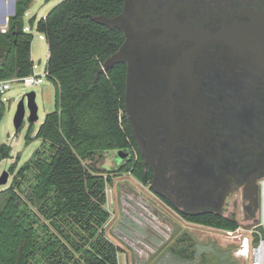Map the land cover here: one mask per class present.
<instances>
[{"label":"flooded vegetation","instance_id":"obj_1","mask_svg":"<svg viewBox=\"0 0 264 264\" xmlns=\"http://www.w3.org/2000/svg\"><path fill=\"white\" fill-rule=\"evenodd\" d=\"M114 18L130 146L107 152L111 172L131 176L142 158L149 178L135 181L190 223L258 219L264 0H124Z\"/></svg>","mask_w":264,"mask_h":264},{"label":"trees","instance_id":"obj_2","mask_svg":"<svg viewBox=\"0 0 264 264\" xmlns=\"http://www.w3.org/2000/svg\"><path fill=\"white\" fill-rule=\"evenodd\" d=\"M31 1L15 0L6 31L0 32V83L33 73L32 35L24 32L23 22ZM123 1L62 0L41 19H29L47 43L46 77L54 88L55 109L45 115L33 138L29 130L26 141L39 140L40 145L23 165L9 167L11 184L0 191V264H118L121 249L104 230L110 218L106 186L113 178L84 162L130 146L121 121L124 67L103 70L123 37L92 20L118 16ZM2 96L0 92V121L5 113ZM11 151L0 142V163L11 158ZM141 160L131 176L145 183L149 175ZM186 220L227 232L239 227L222 217ZM256 239L253 235L252 243ZM194 252L208 253L213 264L231 262L229 251L217 253L211 246ZM172 255L174 262L164 264H183L189 256L186 249Z\"/></svg>","mask_w":264,"mask_h":264},{"label":"rangeland","instance_id":"obj_3","mask_svg":"<svg viewBox=\"0 0 264 264\" xmlns=\"http://www.w3.org/2000/svg\"><path fill=\"white\" fill-rule=\"evenodd\" d=\"M11 0H0V20L9 9ZM62 0H32L30 8L23 18L24 25L30 29L32 35L31 60L34 63L33 72L41 76L46 70L48 48L45 39L39 38L35 28L29 26V19L36 21L44 17L53 7ZM0 27H5L1 26ZM35 93V102L38 107V120L28 122L26 93ZM24 98L25 116L22 127L17 133L14 129L13 118L19 101ZM3 103L5 113L0 121V142L11 147V158L0 163V176L7 173V184L0 187L6 189L12 181L13 175L9 167L17 168L23 165L31 154L40 145L39 140L27 142L25 137L30 130V137H34L45 115L55 109V94L51 81L43 77V83L25 88L21 83H12L10 89L4 91ZM113 154L101 153L94 161H85L84 164L96 172L111 175L113 183L106 186V210L109 220L105 224L106 237L121 249L118 253V264H164V261L173 263L176 259L172 255L178 249H186L188 258L183 264H213L208 253L198 255L193 251L197 248L211 246L217 253L229 251L231 262L228 264H247L246 260L236 259L233 252L238 248L240 235L245 232L230 233L215 228L184 221L176 213L160 205L155 197L145 187H142L133 177L124 173L118 176L111 173L113 169ZM150 206L151 209H148ZM239 226L248 230L258 224V219L248 222L238 217ZM168 227V228H167Z\"/></svg>","mask_w":264,"mask_h":264},{"label":"built area","instance_id":"obj_4","mask_svg":"<svg viewBox=\"0 0 264 264\" xmlns=\"http://www.w3.org/2000/svg\"><path fill=\"white\" fill-rule=\"evenodd\" d=\"M6 28H1L0 32L4 33ZM28 28L25 29V31ZM41 40L44 37H39ZM34 68V64H33ZM47 76V71L41 76H36L34 72L27 77L21 79L8 80L0 83V92L10 89L12 83H21L23 87L29 88L43 83V77ZM258 196H259V218L258 224L251 227L248 230H243L240 226L233 232L239 233L245 232L244 235H240V242L238 248L233 252V256L236 259H243L247 261V264H264V177L259 180L258 183ZM168 228V227H167ZM256 235V241L252 243V236Z\"/></svg>","mask_w":264,"mask_h":264},{"label":"water","instance_id":"obj_5","mask_svg":"<svg viewBox=\"0 0 264 264\" xmlns=\"http://www.w3.org/2000/svg\"><path fill=\"white\" fill-rule=\"evenodd\" d=\"M14 2L15 0H11L9 3V9L8 11L3 15V17L0 20V25L7 27V23H8V18L10 16L13 15L14 13ZM128 2V0H126V3ZM117 18H113V19H109L106 17H102V16H97V17H93L92 20L102 26L105 27H109L111 28V25L115 23ZM115 63L114 59H110V61H107L104 64L103 70H108L109 68H111L113 66V64ZM24 97H26L27 99V109H28V122L30 124L35 123L38 120V115H37V111H38V107L37 104L35 102V93L34 92H29L26 93L24 95ZM25 116V105H24V98H22L18 105H17V110L15 112L14 118H13V125H14V129L17 131L22 123H23V119ZM123 159L122 153L118 152L117 153V158L116 161L117 163H120ZM8 181V175L7 173L3 172L2 175L0 176V187L4 186L7 184Z\"/></svg>","mask_w":264,"mask_h":264},{"label":"crops","instance_id":"obj_6","mask_svg":"<svg viewBox=\"0 0 264 264\" xmlns=\"http://www.w3.org/2000/svg\"><path fill=\"white\" fill-rule=\"evenodd\" d=\"M2 26V25H1ZM1 28H5V27H0V29ZM27 27L25 26L24 27V32H27V33H29L30 32V29L28 28L26 31H25V29H26ZM41 35L39 34V37H40ZM31 56V55H30ZM32 61V60H31ZM33 63V62H32ZM34 64V63H33Z\"/></svg>","mask_w":264,"mask_h":264}]
</instances>
